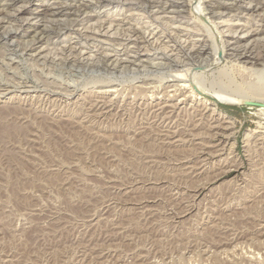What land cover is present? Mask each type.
Segmentation results:
<instances>
[{"label":"rangeland","instance_id":"1","mask_svg":"<svg viewBox=\"0 0 264 264\" xmlns=\"http://www.w3.org/2000/svg\"><path fill=\"white\" fill-rule=\"evenodd\" d=\"M262 59L264 0H0V264H264Z\"/></svg>","mask_w":264,"mask_h":264},{"label":"bare ground","instance_id":"2","mask_svg":"<svg viewBox=\"0 0 264 264\" xmlns=\"http://www.w3.org/2000/svg\"><path fill=\"white\" fill-rule=\"evenodd\" d=\"M200 2H201V1H200ZM203 3H204V2H203ZM198 4H199V3H198ZM258 5H259V4H258ZM222 6L225 7V5H222ZM197 9H199L200 14H201V12H203V9L200 10V6H199V5H198ZM197 9H196V10H197ZM194 10H195V8H194ZM60 12H61V11H60ZM57 13H58V12H57ZM57 13H56V14H57ZM61 13H62V12H61ZM197 13H198V12H197ZM198 14H199V13H198ZM53 15H54V13H53ZM201 16H202V15H200L199 17H201ZM209 24H210V23H209ZM207 25H208V24H207ZM205 27H206V26H205ZM217 27H218V26H217ZM231 29H232V28H231ZM209 31H210V30H209ZM211 31H212V30H211ZM215 32H216V31H215ZM43 33H44V32H43ZM215 46H216V45H215ZM215 46H214V47H215ZM224 47H225V46H224ZM224 47H223V49H222V52H223V51L225 52L226 49H227V48H224ZM220 49H221L220 45H218V46H216V48H214V50H220ZM215 53H216V52H215ZM251 53H252V52H251ZM251 53H250V51H248L247 54H245V55H244V54H241L240 57L242 56L241 58L246 59V61H248V62H252V61L255 59V58H254L255 56H252L253 53H252V54H251ZM216 54H217V53H216ZM257 60H258V58H257ZM262 60H263V59H262ZM234 61H235V60H234ZM258 61H259V60H258ZM263 61H264V60H263ZM263 63H264V62H263ZM261 64H262V63H261ZM116 65H117V64H116ZM254 65H255V64H254ZM177 78H179V79H180V78H181V79H184L185 77H184V75H183L182 73H177ZM189 81H190V80H189ZM197 82H198V81H197ZM185 83H187V81H186ZM191 84H192V83H191ZM184 85H185V84H184ZM184 85H183V86H184ZM181 86H182V85H181ZM183 86H182V87H183ZM196 86L199 87L200 85L198 86L197 83H196ZM216 86H217V85H216ZM179 87H180V86H179ZM186 87H187V88L189 87V88H190V91L193 89V91H191V93H197V92H195V90H198L197 87H193V88H192V85H185V88H186ZM201 87H203V86H201ZM201 87H199V88L201 89ZM185 88H184V90H185ZM215 88H216V87H215ZM194 89H195V90H194ZM202 89H203V90H201V91H204L205 88H202ZM253 89H254V88H253ZM181 90H183V89H181ZM187 90H188V89H187ZM224 90H225V89H224ZM188 91H189V90H188ZM190 91H189V92H190ZM199 92H200V90H199ZM219 92H220V91H218L217 93H218V96L220 95L219 97H221V98H220L221 101L224 100V101H225L226 103H228L229 105H241L242 103L248 101V100H247V97H248V99H255V97H253V98H249V96H247V95L244 94V95L247 96V97H245V96H241V98L243 97V99H241V100H240V99L233 100V99H231L232 97H231V98H227V97H226V96H228V94L226 95V92H227V91L225 92V95H226V96H224V95L221 96V93L219 94ZM180 93H181V92H180ZM231 93H232V92H231ZM203 94L205 95V94H208V93H203ZM209 94H210V93H209ZM223 94H224V93H223ZM232 94H233V93H232ZM232 94H231V96H233ZM236 94H238V93H235L234 95L236 96ZM261 94H262V93H261ZM194 95L196 96V94H194ZM197 95H198V94H197ZM199 95H200V93H199ZM242 95H243V94H242ZM181 96H185V95H181ZM223 96H224V97H223ZM170 97H172V96H170ZM188 97H189V96H188ZM237 97H240V95L237 96ZM244 97H245L246 99H244ZM174 98H176V96H175ZM234 98H235V97H234ZM184 99H185V98H183V100H184ZM172 100H174V99H172ZM255 100H256V99H255ZM257 100H259V99H257ZM262 101H264V100H262ZM262 101H261V102H262ZM183 102H185V101H183ZM250 102H251V101H250ZM253 102H254V100H253ZM255 102H256V101H255ZM259 103H260V102H259ZM263 103H264V102H263ZM161 105H162V104H161ZM167 105H168V104H167ZM175 105H177V104H175ZM168 106H171V105H168ZM165 107H166V106H165ZM171 108H174V109H175L176 106L174 107V105H173V107H171ZM179 108H180V107H179ZM179 108H178V109H179ZM261 108H264V107H261ZM165 109H166V108H165Z\"/></svg>","mask_w":264,"mask_h":264},{"label":"water","instance_id":"3","mask_svg":"<svg viewBox=\"0 0 264 264\" xmlns=\"http://www.w3.org/2000/svg\"><path fill=\"white\" fill-rule=\"evenodd\" d=\"M241 105L252 106V107H264V104H261L259 102H250V101H246V102L242 103Z\"/></svg>","mask_w":264,"mask_h":264}]
</instances>
